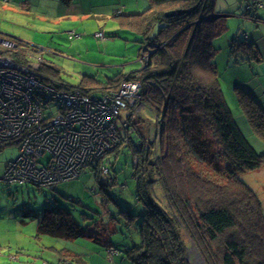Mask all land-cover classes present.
Here are the masks:
<instances>
[{"label": "trees", "instance_id": "1", "mask_svg": "<svg viewBox=\"0 0 264 264\" xmlns=\"http://www.w3.org/2000/svg\"><path fill=\"white\" fill-rule=\"evenodd\" d=\"M170 11L180 13L166 17ZM227 17L216 12L215 0H149L145 11L126 19L140 36L139 51L150 53L138 72L104 82L84 76L72 86L62 80L58 68L41 67L44 82L89 95L116 90L123 80L141 83L139 101L130 108V127L122 139H127L131 150L136 202L142 208L135 214L122 209V217L111 218L116 222L114 233L137 224L138 240L126 243L123 250L109 242L124 251L131 264H191L189 242L197 245L206 264H264V206L243 179L264 166V152H258L239 127L216 63L214 41L228 30ZM7 39L16 45L7 53L20 63L26 64L39 51L19 39ZM230 48L233 57L250 51L255 59L259 55L248 40L235 39ZM236 92L252 131L264 142V109L240 88ZM140 105L154 117L148 135L158 137L153 156L144 146L140 149L145 133L141 120L133 118ZM119 153L105 159L109 176ZM93 171L95 178L100 175L98 182L106 194L109 186H120L116 175L104 183L100 167ZM157 184L164 200L155 192ZM57 203L39 214V235L67 240L84 236L74 215Z\"/></svg>", "mask_w": 264, "mask_h": 264}, {"label": "rangeland", "instance_id": "2", "mask_svg": "<svg viewBox=\"0 0 264 264\" xmlns=\"http://www.w3.org/2000/svg\"><path fill=\"white\" fill-rule=\"evenodd\" d=\"M102 1L105 0H99V2ZM126 1L141 5L144 0H122L120 3L124 4ZM243 1L245 0H215L216 7L217 5L222 7V9H230L228 7L231 6L234 7L229 10L230 13H232L231 16L228 15L227 17L230 23H232L235 18H264V1L257 0V5L251 3L244 9L242 16V10L236 11V6H239ZM146 2H148V0H146ZM216 12H218L217 9ZM257 13H260V15L258 16ZM116 14H118V12ZM218 14L219 16H223L219 12ZM255 14H257L258 17L253 16ZM98 17L85 21L80 20L78 23L80 27H82V23L84 22L82 29H70L66 30V32L58 31L56 36H54V42L65 46V50H69L72 43L75 42V44H77L79 40L83 39V42L87 43L90 53L86 50V52L83 51L81 55L77 50H75V52L70 51L68 52L70 54L68 59L48 53L49 50H46L42 55L45 61H50L58 67L61 71L62 80L70 85H78L83 77V70H81L82 66L76 62L81 60L80 57L84 59L83 61H88V63L97 59V63L99 64L98 68L94 64H91L94 68L93 73L98 75L97 77L99 80L105 81L119 73L128 76L134 71H139L145 65L150 54L144 50L142 52L140 51L139 59L140 46L139 43L136 42L137 37L133 34H127V32L122 33L121 37L107 38L101 43L95 36L98 32H113V30L116 31L123 26L114 18L106 17L110 19L106 21L104 19H98ZM4 19H6L8 23L12 21L13 23H17V19L15 18H11L12 21L10 18ZM5 25L8 26L7 23ZM12 26L15 25L13 24ZM239 27L240 25L237 26L236 30H234V28H229L226 33L216 41L219 44L220 42L231 43ZM26 32L33 34V32L30 31ZM73 34L82 35L80 37L81 39L74 37ZM46 39L48 40L46 44L52 41L49 36ZM143 54H145L144 60L142 59ZM216 58L218 69H220L219 74H221V88L225 98L235 117L242 125L241 127L244 133L249 137L252 146L258 152H262L264 150L262 143L264 144V142L245 125V121L242 118L244 114L242 115V112H240L241 108L239 109V102L235 94L237 85L233 77H231L234 72L232 69H227L224 53H221V55ZM47 61L46 65L51 66ZM103 87L104 86H96L98 89ZM57 109L58 104L51 103L47 114H55ZM143 109V105L137 107L133 118L135 121L141 120L145 133L143 140L145 144H143L140 149H144V146L153 156L158 150V137L154 134L155 137L149 138L148 135L150 132V121L154 120V117ZM129 113L130 109L121 112L122 119L126 120ZM117 127L121 135L124 136L125 131L122 130L119 120L117 122ZM158 127L159 126L156 124L155 128L157 129ZM118 150H120V153L114 162L115 168L114 171L113 169L111 170V176L115 177L116 175L121 184L120 186H109L108 194L105 193L106 191L101 190L103 189L102 184L98 182L100 175H97L95 178L94 169L88 170L78 179L64 182L56 188L53 187L50 189H40L36 186H19L15 184L7 185L3 183V181H0V207L3 212L2 218L0 219V264H131V261L126 254H124V251L122 254L117 249L123 250V246L126 245V243L138 240V225L135 224L132 227H124L121 231H116V233H114L116 230V222L111 218L122 217V215H120V210L122 209L130 210L131 213L135 214L142 206L136 202L137 189L136 181L133 177V158L131 150L127 145V139L112 152V155ZM18 154L19 148L16 145L0 149V177L3 175L5 164L11 159H16ZM137 163L138 160H135L134 164L136 165ZM100 171L101 174H103V182L110 181L109 179L111 176L108 175L109 173L103 172L101 168ZM155 188V192L159 199L163 198L164 200L162 187L157 184ZM109 196L113 197L114 201L110 200ZM56 201L58 205L67 209L74 215L77 223L84 231V236L75 240H67L49 235H39V214L42 215L45 209L54 206ZM116 203H119L120 207ZM91 224L93 226H91ZM95 224H97V228L94 227ZM110 241L114 243L117 249L114 246H110ZM189 244V261L191 264H199L197 252L194 250V247L199 253L200 251L196 244L192 242H189ZM63 254H65L66 257H64ZM116 255H118V257H115ZM202 259L204 264H206L203 257ZM200 264L202 263L200 262Z\"/></svg>", "mask_w": 264, "mask_h": 264}, {"label": "built area", "instance_id": "3", "mask_svg": "<svg viewBox=\"0 0 264 264\" xmlns=\"http://www.w3.org/2000/svg\"><path fill=\"white\" fill-rule=\"evenodd\" d=\"M96 37L106 39L103 31ZM15 48L12 40L0 37V149L7 144L19 148L0 181L50 189L94 168L107 173L105 159L122 143L117 122L123 131L129 129L121 112L136 106L141 83L124 80L116 90L95 95L57 88L43 81L42 50L23 64L7 53ZM51 103L58 109L48 115ZM20 134L23 139L11 141Z\"/></svg>", "mask_w": 264, "mask_h": 264}, {"label": "crops", "instance_id": "4", "mask_svg": "<svg viewBox=\"0 0 264 264\" xmlns=\"http://www.w3.org/2000/svg\"><path fill=\"white\" fill-rule=\"evenodd\" d=\"M121 1L122 0H112V1L105 0L102 2H99V0H0V36L5 38L19 39L25 43L34 46L39 51L42 50L43 54L46 50H49L48 53L62 56L64 59H68V57L70 56L68 52L70 51L75 52V50H77L81 55L82 52L83 51L86 52V50L88 53H90V49L88 48L87 43H84L83 42L84 40L80 38L82 35L78 37L79 39H81L79 40V43L77 44H75V42L72 43L71 48L69 50H65L66 49L65 46L54 42V36H56L58 31L66 32V30H70V29H76V30L82 29L84 22L82 23V27H80L78 25L80 20L85 21L87 19L98 17L99 15L98 19H104L108 21L110 20L108 18H114L120 25L123 26L121 27V29H117L116 31L113 30V32H106V33L104 32L106 39L115 38L112 37L111 34L117 31L127 32V34H133L137 38L140 37L136 33V30L128 26V24L126 23V19L130 18L132 15L139 14L145 11L149 7V0L148 2L144 0L141 5L138 3L134 4L130 1H126V3L122 4L120 3ZM255 1L256 0H245L241 2L239 6H236V11L242 10L241 15L243 16L244 9L247 8V6H249L251 3H254ZM232 7L233 6L228 7L230 9H222V7L217 5L216 9L223 16H228V15L231 16L232 13H230L229 10H231ZM121 9H122V13L116 14ZM257 14L258 16L260 15V13ZM257 14L253 16H257ZM4 18H10L11 21H12L11 18H15L17 19V23H13V21L11 23H8V21ZM121 22L123 24H121ZM6 23L8 24V26L5 25ZM13 24L15 26H12ZM227 25H228V29L234 28V30H236L237 26L240 25V27L238 28V32L233 37V39L234 40L236 39L238 41L248 40L252 45L255 46L256 51L259 54L258 58L257 59L254 58L255 56L254 54H252V51H250L249 55L247 52L245 53V55L239 52L240 57L239 55L233 57L231 55V48H230L231 46L230 44L233 41L229 44L222 42H220L219 44L216 41L218 38L214 41V45L218 49V53H217L218 55L216 57L221 55V53L225 54L226 67L227 69H232L234 72L231 77H233V79L236 82L237 85L236 89L240 88L241 90L249 94L264 109V18H235V20H233L232 23H230L229 18H227ZM26 31L33 32V34H29ZM48 36L52 41H49L48 44H46V41H48L46 38ZM97 39L101 41V43H103V41L106 40V39L101 40L99 38ZM80 58L81 60L76 62L82 66L81 68V70H83L82 78H84V76L97 77L98 75L93 73L94 68L93 65H91L94 64L98 68L99 64L97 63V59L93 60L91 63H88V61H83L84 59H82V57ZM139 59H140V51H139ZM47 63H49L51 66L56 67V65L50 61H47ZM216 63H217V58H216ZM218 70L220 73V69ZM134 72H138V71H134ZM236 89H235V94L237 98ZM240 112H242L241 109ZM242 118L245 121V125L248 126L249 129L252 131L249 122L247 120V117L243 115ZM235 119L239 127L241 128L242 132L244 133L241 127L242 125L239 123L236 117ZM245 136L247 135L245 134ZM247 139L250 140L248 136ZM262 146L264 148L263 143ZM262 152H264V150ZM11 160H9L5 164L3 174L5 172L7 164ZM243 177H244L243 178L244 181L251 188H253V190H255L258 193V195H260L259 197H261L260 199L264 203V166L257 171L245 174ZM2 214L3 212L1 211V207H0V219L2 218Z\"/></svg>", "mask_w": 264, "mask_h": 264}, {"label": "bare ground", "instance_id": "5", "mask_svg": "<svg viewBox=\"0 0 264 264\" xmlns=\"http://www.w3.org/2000/svg\"><path fill=\"white\" fill-rule=\"evenodd\" d=\"M123 81H124V80H123ZM123 81H122V82H123ZM122 82H121V83H122ZM121 83H120V84H121ZM120 84H119V86H120ZM138 101H139V98H138L136 104L138 103ZM136 104H135V105H136ZM129 114H130V113H129ZM129 114H128V115H129ZM126 120H127L128 123H129L128 116H127V119H126ZM129 124H130V123H129ZM23 137H24V136H23L22 134H20L19 136H17L15 139H13V140H11V141H20L21 139H23ZM120 138H123V136L120 135ZM8 140H9V139H8ZM8 140H6L5 142H7ZM11 141H10V142H11ZM122 142H123V139H122ZM7 145H9V144H7ZM7 145H6V146H7ZM17 157H18V156H17ZM16 159H17V158H16ZM16 159H14V160H16ZM14 160H11V161H14ZM11 161H10V162H11ZM10 162H9V163H10ZM9 163H8V164H9ZM198 259H199V258H198ZM198 262H199V264H200V262H201L200 259L198 260Z\"/></svg>", "mask_w": 264, "mask_h": 264}, {"label": "water", "instance_id": "6", "mask_svg": "<svg viewBox=\"0 0 264 264\" xmlns=\"http://www.w3.org/2000/svg\"><path fill=\"white\" fill-rule=\"evenodd\" d=\"M176 13H180V12H176V11H170V12H167L166 13V17H172V16H175ZM194 250L197 252V256L198 258L200 259L201 263L204 264V261L200 255V253L197 251V249L194 247Z\"/></svg>", "mask_w": 264, "mask_h": 264}]
</instances>
